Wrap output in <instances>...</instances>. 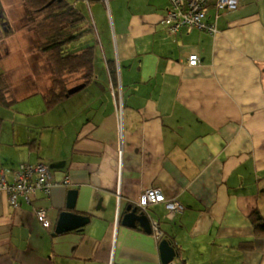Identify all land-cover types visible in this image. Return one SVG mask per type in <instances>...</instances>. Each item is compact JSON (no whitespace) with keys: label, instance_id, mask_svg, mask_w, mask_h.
<instances>
[{"label":"crops","instance_id":"obj_1","mask_svg":"<svg viewBox=\"0 0 264 264\" xmlns=\"http://www.w3.org/2000/svg\"><path fill=\"white\" fill-rule=\"evenodd\" d=\"M68 1L89 7L98 67L90 85L48 110L32 77L14 79L12 107L0 105V181L13 183L23 163H44L54 183L19 207L0 189V264H162L155 230L123 224L151 188L184 206L174 215L165 202L148 208L177 261L264 264L252 220L264 215V0H239L219 18L210 0L217 32L177 35L164 22L170 0ZM63 211L90 222L56 233ZM250 240L253 249L240 247Z\"/></svg>","mask_w":264,"mask_h":264},{"label":"trees","instance_id":"obj_2","mask_svg":"<svg viewBox=\"0 0 264 264\" xmlns=\"http://www.w3.org/2000/svg\"><path fill=\"white\" fill-rule=\"evenodd\" d=\"M21 1L25 8L23 25H26L31 31V38L35 39L34 53L31 56L26 53L21 57L22 59L24 57L23 62H25L36 55L38 63L43 62L46 65V77L42 78V83H40L42 88H40L37 78L29 74L26 75L25 71L20 69V65L14 64L2 68L0 70V105L12 107L14 99L8 97V91L14 79L32 77L30 90L43 94L46 102L45 110H48L70 97L69 91L72 88L78 86L85 88L94 80L98 58V44L93 35L94 25L80 6L78 7L68 0ZM7 18L6 14L0 11V19H5L8 22L7 33H0V62L9 57L13 58L12 50L5 44L10 42L9 44L12 45L14 43L11 41L12 38L18 34V30L11 25ZM0 31H3L1 23ZM86 35H90L92 39L84 42L83 37ZM80 45L84 46L77 49ZM14 58L13 60L17 62V58ZM112 62L116 61H110L109 67L113 81L117 86L119 83L117 80L118 70L116 63ZM124 104L126 105V98ZM252 220L256 237H264V215L256 210L252 215ZM240 247L253 249L254 240L247 241Z\"/></svg>","mask_w":264,"mask_h":264},{"label":"built area","instance_id":"obj_3","mask_svg":"<svg viewBox=\"0 0 264 264\" xmlns=\"http://www.w3.org/2000/svg\"><path fill=\"white\" fill-rule=\"evenodd\" d=\"M109 3V0H106ZM172 7L167 12L164 22L172 35H177L182 29L198 28L202 31L215 33L217 32L214 23L209 21V3L210 0H171ZM240 7L239 0H217L215 2L216 14L219 18L220 13L226 10H236ZM190 63L198 65L200 57L197 54L190 55ZM120 89L121 111L124 108V90L122 84L118 86ZM52 171L46 164H30L23 163L19 166L13 183H7L4 179L0 181V189L5 188L11 195L14 207H19V198L24 197L28 202L37 191H43L47 195L50 194L54 183L51 181ZM65 184L70 183L67 177ZM121 192L119 191V200H121ZM165 202L169 213L174 215L183 211L184 206L177 199H166L163 191L158 188L147 189L142 196V200L137 203V208L146 210L149 206L157 203ZM39 217L44 221V225L49 227V221L46 219L45 211H40ZM120 219V213L118 221ZM155 232L159 239L162 237V231L157 224V220L153 221Z\"/></svg>","mask_w":264,"mask_h":264},{"label":"rangeland","instance_id":"obj_4","mask_svg":"<svg viewBox=\"0 0 264 264\" xmlns=\"http://www.w3.org/2000/svg\"><path fill=\"white\" fill-rule=\"evenodd\" d=\"M82 7H83V5L81 4L80 8L82 9ZM83 10H84L85 14L91 18V12L89 10L88 5H86L85 3H84V9ZM0 11L4 12L6 14V17H8L7 18L8 20H10L11 25L16 30H18L17 31L18 34H16L17 36L13 37L11 40V41H14V43H12V45L9 44L10 42L5 44V46L7 48L10 47V49L12 50L13 58L14 57H15L14 59L17 58V62L14 61L13 58H11V57L6 58L0 62V70H2V68H5L8 65H14V64L19 65L20 64V69L24 70V71L28 70L30 73L25 72V74L26 75L29 74V75H32L33 77H36L38 84H39V87L42 88L40 86V83H42V80H43L42 78L46 77V69H45L46 65L43 62L38 63V61L36 60V55H34L32 58H29L27 61H25L23 63L21 62V60H22L21 56L22 55H26V53H27L28 55L31 56V54L34 53L33 46H34V41H35L34 38L33 39L31 38L32 37L31 31L26 27V25H23V23L25 22L24 3L21 0H0ZM0 23L2 26V30H3V31H0V33L6 34L7 33L6 29H8L7 28L8 22H6L5 19L4 20L0 19ZM91 39L92 38L90 35H86L83 37L84 42L89 41ZM7 41H8V39H7ZM1 45L4 46L2 43H1ZM84 45H80L79 47H77V49H81ZM21 63H22V65H21ZM98 63H99V60L97 58V61H96L97 67H98ZM98 71H99V68H98ZM26 79L30 80V77H26ZM118 82L119 83L117 85L120 86L121 83L119 80H118ZM33 84H34V82H33ZM33 97H36L34 99H40L41 97L43 98V94H36ZM38 97H40V98H38ZM44 100L45 99L43 98L42 101H44ZM119 100L120 101L118 104H119V109L121 111V99H119Z\"/></svg>","mask_w":264,"mask_h":264},{"label":"water","instance_id":"obj_5","mask_svg":"<svg viewBox=\"0 0 264 264\" xmlns=\"http://www.w3.org/2000/svg\"><path fill=\"white\" fill-rule=\"evenodd\" d=\"M5 25V24H4ZM82 86L74 87L69 91V95L75 94L82 90ZM77 191H72L68 200V208L73 209L76 204ZM149 208V207H148ZM148 208L146 210H140L139 208L132 209L129 207V213L124 216L123 224L129 227H136L137 222H139L142 228L147 233H153L154 226L153 221L150 219L148 213ZM156 221V220H155ZM90 222V218L79 213H74L73 211H63L60 215L56 226V233H62L70 230L79 229L84 227ZM157 224L160 226V222L157 220ZM161 229V228H160ZM162 231V237L159 239L160 251L162 256V264H182L177 261L180 258V253L176 249L175 245L169 238L164 237V232Z\"/></svg>","mask_w":264,"mask_h":264}]
</instances>
